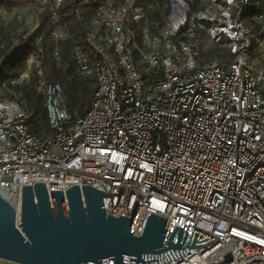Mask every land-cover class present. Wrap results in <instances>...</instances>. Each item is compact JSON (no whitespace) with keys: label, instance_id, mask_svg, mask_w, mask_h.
Returning a JSON list of instances; mask_svg holds the SVG:
<instances>
[{"label":"built area","instance_id":"1","mask_svg":"<svg viewBox=\"0 0 264 264\" xmlns=\"http://www.w3.org/2000/svg\"><path fill=\"white\" fill-rule=\"evenodd\" d=\"M83 1L94 4L89 52L72 51L75 73L94 81L89 108L72 117L30 55L50 129L33 134L16 93H1L18 80L1 79L0 193L18 206L22 185H91L110 194L107 214L140 206L134 235L151 213L169 220L166 237L177 226L207 239L195 245L217 238L164 264H264V11L245 22L250 0H167L161 23L153 4Z\"/></svg>","mask_w":264,"mask_h":264},{"label":"water","instance_id":"2","mask_svg":"<svg viewBox=\"0 0 264 264\" xmlns=\"http://www.w3.org/2000/svg\"><path fill=\"white\" fill-rule=\"evenodd\" d=\"M109 193L91 185H71L47 190L42 182L22 185L19 205L0 193V260L15 264H164L205 247L189 230L148 213L140 235L132 229L140 206L132 217L107 214L102 198Z\"/></svg>","mask_w":264,"mask_h":264},{"label":"trees","instance_id":"3","mask_svg":"<svg viewBox=\"0 0 264 264\" xmlns=\"http://www.w3.org/2000/svg\"><path fill=\"white\" fill-rule=\"evenodd\" d=\"M33 0H0V10L11 11L24 9ZM143 5L153 4L149 8V18L163 22L167 13V0H134ZM36 11L37 25L26 31L22 19L15 20L11 29L3 31L0 19V80H18L15 84L7 83L2 90V96L12 97L16 93L17 101L28 111V127L33 134L48 132L49 125L44 108L43 91L38 87L34 64L27 68L26 60L31 55L38 58L43 76L50 82L60 84L63 91L64 105L72 117L83 115L89 108L95 89L94 81L89 76H78L75 73L73 47L80 46L89 52L86 45V32L92 29L91 20L94 14V4L83 0H61L58 5L54 0L39 3ZM149 7V6H147ZM55 10L56 18L51 17ZM249 15L245 22L256 11L255 1L250 0ZM1 15V11H0ZM60 28L65 37L54 40L52 32ZM55 52L57 53L55 55ZM27 69V71H25ZM26 73L27 79H20Z\"/></svg>","mask_w":264,"mask_h":264},{"label":"rangeland","instance_id":"4","mask_svg":"<svg viewBox=\"0 0 264 264\" xmlns=\"http://www.w3.org/2000/svg\"><path fill=\"white\" fill-rule=\"evenodd\" d=\"M253 1H255V5L257 8H262V10H264V0H253ZM16 17L23 18L22 19L23 24L25 23V21L31 23V21H35V19H37V15L35 14V11L33 9L27 10L26 8H24V9H14L11 11H7L5 14L0 15L1 25L3 27L4 33H6L8 30L11 29L12 23H14L15 20H17ZM30 61L27 62V68L31 66ZM25 71H27V69H25ZM8 263L9 262L7 261L0 260V264H8Z\"/></svg>","mask_w":264,"mask_h":264}]
</instances>
